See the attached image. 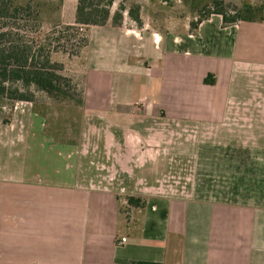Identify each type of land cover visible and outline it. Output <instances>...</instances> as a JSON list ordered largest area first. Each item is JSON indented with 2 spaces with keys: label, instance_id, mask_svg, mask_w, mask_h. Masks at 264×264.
I'll use <instances>...</instances> for the list:
<instances>
[{
  "label": "crops",
  "instance_id": "1",
  "mask_svg": "<svg viewBox=\"0 0 264 264\" xmlns=\"http://www.w3.org/2000/svg\"><path fill=\"white\" fill-rule=\"evenodd\" d=\"M191 25L89 26L74 138L0 105V264H264V19Z\"/></svg>",
  "mask_w": 264,
  "mask_h": 264
},
{
  "label": "trees",
  "instance_id": "2",
  "mask_svg": "<svg viewBox=\"0 0 264 264\" xmlns=\"http://www.w3.org/2000/svg\"><path fill=\"white\" fill-rule=\"evenodd\" d=\"M115 1L79 0L75 23L63 22L58 16L57 19L50 20L46 27L44 14L49 10L60 12L63 0H35L34 6L27 1L0 0V105H10L12 109L15 102H32L28 94L32 88L43 91L56 100H72L77 88L63 74V64L54 60L53 56L58 52L78 55L89 43L88 28L87 31L80 32L85 27L106 25L109 22L121 25L122 4L111 17L110 7ZM234 1L212 0L209 4L213 8L208 11L207 17L212 13H219L225 24L264 19L262 5ZM139 9L140 6L129 8L128 13L137 26L141 27L143 21ZM203 19L192 22V26L197 27ZM8 121L5 118V122ZM127 202L134 207L145 205L140 197L128 196ZM129 264L161 263L132 261Z\"/></svg>",
  "mask_w": 264,
  "mask_h": 264
},
{
  "label": "rangeland",
  "instance_id": "3",
  "mask_svg": "<svg viewBox=\"0 0 264 264\" xmlns=\"http://www.w3.org/2000/svg\"><path fill=\"white\" fill-rule=\"evenodd\" d=\"M16 1L24 3L27 1L31 3V6L35 5V0ZM78 1L79 0H63L60 12L57 10L47 11L46 14H44L46 27L49 26L50 20L57 19L58 16L61 17L63 22L75 23L76 14L74 16L73 12L75 3L78 4ZM211 1L212 0H116L113 6L110 7V11L113 15L120 4H122L124 7L121 10L123 15L122 23L124 22L125 25H137L128 11L129 8L140 6L139 14L143 23L148 22L151 26L167 32L169 30H176L178 28V23L186 19L190 22H195L198 19L206 18L208 11H211L213 8L212 5L209 4ZM234 2L240 3L241 1L235 0ZM87 28L88 27H85L80 30V32L83 33L87 31ZM192 28L194 27L192 26ZM80 54L81 52L78 55L71 56L58 52L53 56L54 60L63 64V74L69 77L72 80L73 86L77 88L75 90L76 95L72 100H56L51 98L47 93L34 90L33 88L28 92L36 110L46 114L47 120L52 125L49 124L50 127H52L51 129H53L62 140H69V138H74L76 134H79L80 120L82 116L85 115L83 97L84 61L83 58H78ZM6 107L9 114H11V106L6 105ZM66 132L67 134L65 135Z\"/></svg>",
  "mask_w": 264,
  "mask_h": 264
},
{
  "label": "built area",
  "instance_id": "4",
  "mask_svg": "<svg viewBox=\"0 0 264 264\" xmlns=\"http://www.w3.org/2000/svg\"><path fill=\"white\" fill-rule=\"evenodd\" d=\"M126 240V237H122V241H125Z\"/></svg>",
  "mask_w": 264,
  "mask_h": 264
}]
</instances>
